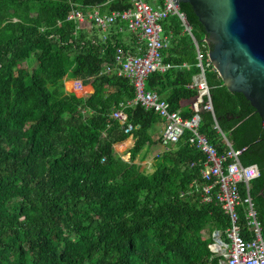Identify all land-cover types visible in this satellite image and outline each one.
I'll return each instance as SVG.
<instances>
[{"label": "trees", "instance_id": "16d2710c", "mask_svg": "<svg viewBox=\"0 0 264 264\" xmlns=\"http://www.w3.org/2000/svg\"><path fill=\"white\" fill-rule=\"evenodd\" d=\"M131 6V0H0V264L226 261L210 245L215 231L224 233L231 225L230 217L199 193L182 195L202 182L206 159L190 141L192 132L186 129L147 172L136 159L157 144L150 130L161 116L137 104L125 110V124L113 117L136 95L130 79L106 71L116 63L118 47L131 48L118 29L122 23L111 27L121 32L118 37L103 40L95 27L90 31L68 19L73 8L110 13ZM181 10L202 43L206 31L191 5L182 3ZM163 27L171 43L162 59L172 67L149 74L145 85L171 110H180L196 73L195 46L178 16ZM68 79L82 80L94 92L79 97L66 89ZM206 79L213 110L200 112L199 131L223 153L227 145L214 127L218 123L231 145L242 150V163L260 167L250 193L264 234V203L258 197L264 185L262 119L212 65ZM199 97L194 94V101ZM129 124L134 143L125 160L114 145L131 133Z\"/></svg>", "mask_w": 264, "mask_h": 264}, {"label": "built area", "instance_id": "2783aa9c", "mask_svg": "<svg viewBox=\"0 0 264 264\" xmlns=\"http://www.w3.org/2000/svg\"><path fill=\"white\" fill-rule=\"evenodd\" d=\"M173 15L179 17L185 30L191 34L197 50L194 64L199 70L200 78L190 87L198 86L205 92L208 100L204 103V109L212 111L213 106L206 80V69L212 65L208 56V44L205 40L200 43L196 39L187 15L181 10L176 0H132V7L110 13L102 12L99 7H93L87 12L73 8L68 14V19L76 21L79 25L92 21L102 31L113 24L121 22L127 24V29L137 37L140 45L137 53L119 47L115 68L119 75L131 80L136 89V95L132 101L121 104L122 108L116 109L113 117L125 124L127 122L125 107L140 103L147 109H153L166 120L161 138V144L165 149L177 143L185 130L189 129L192 132L190 141L206 155V159L201 168L202 182H194L182 192V195L188 196L199 192L203 202L215 201L231 219V225L224 233L225 238L221 236V233L218 236L214 235L215 240L210 246L211 251L224 256L226 261H222V264H264V235L250 193L251 182L260 176L259 167L256 164L242 163L240 159L242 150L235 149L231 145L218 123H215L214 127L227 145L223 153H219L217 147L199 131L200 113L194 110L193 116L186 118L180 111L171 110L167 101L160 99L156 93L148 91L145 87L149 74L171 67V64L162 61V50L170 44V37L164 34L163 22ZM71 90L79 97L86 96L82 80H73ZM132 129L133 125L129 124L126 132L129 133ZM243 187L246 190L245 196L242 195ZM240 210L246 225L240 221Z\"/></svg>", "mask_w": 264, "mask_h": 264}, {"label": "water", "instance_id": "95a60500", "mask_svg": "<svg viewBox=\"0 0 264 264\" xmlns=\"http://www.w3.org/2000/svg\"><path fill=\"white\" fill-rule=\"evenodd\" d=\"M176 2L180 7L182 3L191 5L205 28L213 67L231 92L246 97L264 125V0ZM204 108L202 96L196 111Z\"/></svg>", "mask_w": 264, "mask_h": 264}, {"label": "crops", "instance_id": "0c3cea01", "mask_svg": "<svg viewBox=\"0 0 264 264\" xmlns=\"http://www.w3.org/2000/svg\"><path fill=\"white\" fill-rule=\"evenodd\" d=\"M131 3H132V0H131ZM132 7V6H131ZM93 8V7H92ZM92 8L91 9H89V10H86V12L87 11H91L92 10ZM181 8V7H180ZM177 16V15H176ZM122 24H120L119 26H118V29H119V31H122L123 33H124V35H123V39H124V41H125V43H127L131 48H128V49H130L133 53H137L138 52V46L140 45V43H139V41L137 40V37H135V35H133L128 29H127V24L126 23H124V22H121ZM182 23V22H181ZM119 24V23H118ZM118 24H113V25H111L107 30H105V31H102V30H99L95 25H94V23L92 22V21H87V22H85V23H83V24H81V25H79L78 24V27H85L86 29H88V30H92L94 27L96 28V30L98 31V33H99V35L101 36L100 38L101 39H106L107 38V36H109V34H111L112 36H116V37H118L119 36V34L121 33V32H119V31H116V32H112V29H111V27L112 26H116V25H118ZM182 25H183V23H182ZM183 27H184V25H183ZM164 28V27H163ZM184 32L185 33H187L190 37H191V39H192V36H191V34L188 32V31H186L185 30V27H184ZM192 32H193V27H192ZM164 34H165V32H164ZM165 35H168V34H165ZM169 37H170V43H171V35L169 34L168 35ZM192 41H193V39H192ZM169 46V45H168ZM195 46V45H194ZM119 48V47H118ZM124 48V47H123ZM132 48H134V49H137L136 50V52H134L133 50H132ZM126 49V48H125ZM195 52H196V57H197V50H196V47H195ZM163 58V57H162ZM162 61H163V59H162ZM196 61V60H195ZM164 62V61H163ZM164 63H166V62H164ZM169 64H171V63H169ZM115 66H116V63L113 65V66H108V65H106V71L108 72V71H111V70H113L114 72H116L117 73V75H119L118 74V72H117V70H116V68H115ZM171 67H172V64H171ZM170 67V68H171ZM169 69V68H168ZM167 70V69H166ZM163 71H165V70H163ZM119 76H122V75H119ZM124 77V76H123ZM127 78V77H126ZM200 78V75H199V70L196 68V73L194 74V76H193V81H192V83L190 84V85H192L196 80H198ZM71 80V82L74 80V79H70ZM207 80V79H206ZM84 84V83H83ZM85 85V90H87L86 88H88V94L90 95V94H92L93 92H94V89H93V87H92V85H90V84H84ZM145 87H146V85H145ZM149 91V90H148ZM152 92V91H151ZM86 93H87V91H86ZM154 93H156V92H154ZM197 93H199L200 94V97H199V99H198V101H194V94H197ZM88 94H86L87 96H89ZM157 94V93H156ZM158 95V94H157ZM159 96V95H158ZM202 96L203 97H208L207 95H205L204 93H203V91H201V89L197 86V87H194V88H192V90L190 91V92H188L186 95H185V97L183 98V104H184V106L182 107V109H180V110H178V111H180L181 112V114L184 116V114H186V113H193V111L194 110H196V108H197V103H199L200 101H201V98H202ZM159 98L160 99H162V100H165V99H163V98H161L160 96H159ZM211 98V97H210ZM134 99V98H133ZM133 99H131V100H128V101H126V102H124V103H121V104H126L127 102H129V101H132ZM166 101V100H165ZM168 102V101H167ZM137 104H140V103H137ZM137 104H132V105H130V106H133V105H137ZM130 106H128V107H130ZM143 106V105H142ZM128 107H125L124 108V112H125V110L128 108ZM145 107V106H144ZM119 108H122L121 107V105H120V107ZM119 108H117V109H119ZM146 108V107H145ZM147 109V108H146ZM126 114V113H125ZM127 115V114H126ZM185 117V116H184ZM165 125H166V120L165 119H163L162 117H161V120L160 121H158L156 124H154L153 126H152V128H151V130H150V133H151V136H152V138L154 139V140H157L158 142H157V144H153V145H151V146H147L148 148L143 152V153H141L139 156H138V158L136 159V163H139L140 165H141V167H142V169H145V168H147V167H150L151 166V170L150 171H152L153 170V163H154V159L156 158V156H158L159 154H161L163 151H165V150H167V149H165V147L161 144V138H162V136H163V132H164V129H165ZM134 143V135H133V133L131 132V133H129L128 134V136H127V138L125 139V140H123L122 142H118V143H116L115 145H114V149H115V152L118 154V155H120L123 159H125V160H128L129 159V153H128V149L132 146V144ZM199 149V148H198ZM125 155H127V157H125ZM244 164V163H243ZM251 164H256V163H251ZM257 165V164H256ZM258 166V165H257ZM260 169V168H259ZM146 171H148V170H146ZM150 171H148V172H150ZM260 175H261V170H260ZM260 177V176H259ZM196 182V181H195ZM194 184V183H193ZM190 187V186H189ZM251 190V189H250ZM242 191H245V194H246V190L244 189V187L242 188ZM195 193H199V192H195ZM194 193V194H195ZM193 195V194H192ZM215 202V201H214ZM206 203V202H205ZM218 204V203H217ZM258 215V214H257ZM260 221V220H259ZM261 226H262V224H261ZM226 231V230H225ZM217 231H215L214 233H213V237H214V235H215V233H216ZM219 233H221L220 231H218ZM262 232H263V229H262ZM225 233V232H224ZM224 233H221V236L223 237V238H225V234ZM264 235V234H263ZM214 240L215 239H213V242H214ZM211 246V245H210ZM211 249V248H210Z\"/></svg>", "mask_w": 264, "mask_h": 264}, {"label": "rangeland", "instance_id": "374dc122", "mask_svg": "<svg viewBox=\"0 0 264 264\" xmlns=\"http://www.w3.org/2000/svg\"><path fill=\"white\" fill-rule=\"evenodd\" d=\"M26 64H24V66H25ZM34 65H36V61L34 62ZM66 89L68 90V91H72L71 89H72V82H71V80L70 79H68L67 81H66ZM87 90H85V91H87V93L86 94H88V88H86ZM80 94H83V93H80ZM89 95V94H88ZM87 96V95H86ZM148 147L146 146L145 148H144V150L142 151V153L147 149ZM125 157H127V155H125ZM126 159V158H125ZM152 168H151V166L150 167H147V168H145L144 170L146 171V170H148V171H150ZM147 171V172H148ZM207 231V230H206Z\"/></svg>", "mask_w": 264, "mask_h": 264}, {"label": "flooded vegetation", "instance_id": "af4514ba", "mask_svg": "<svg viewBox=\"0 0 264 264\" xmlns=\"http://www.w3.org/2000/svg\"><path fill=\"white\" fill-rule=\"evenodd\" d=\"M259 167V166H258ZM260 168V167H259ZM258 197L261 198V200L263 201L264 203V185L260 188V192H259V195Z\"/></svg>", "mask_w": 264, "mask_h": 264}]
</instances>
